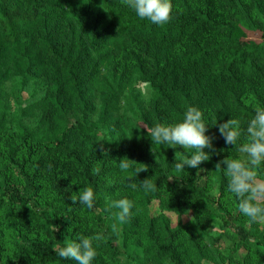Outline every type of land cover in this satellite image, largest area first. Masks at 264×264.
<instances>
[{
  "label": "trees",
  "instance_id": "1",
  "mask_svg": "<svg viewBox=\"0 0 264 264\" xmlns=\"http://www.w3.org/2000/svg\"><path fill=\"white\" fill-rule=\"evenodd\" d=\"M171 3L154 25L125 0H0V264H75L56 252L76 232L103 235L94 264H264V222L215 167L239 155L219 125L264 104V0ZM187 106L214 151L177 173L182 149L146 127ZM84 186L91 210L70 199ZM119 198L135 204L125 223L105 206Z\"/></svg>",
  "mask_w": 264,
  "mask_h": 264
},
{
  "label": "clouds",
  "instance_id": "2",
  "mask_svg": "<svg viewBox=\"0 0 264 264\" xmlns=\"http://www.w3.org/2000/svg\"><path fill=\"white\" fill-rule=\"evenodd\" d=\"M125 3L139 19L154 25L168 23L172 17L171 0H125ZM209 127L212 126L207 124L199 108L187 106L179 120L154 122L146 128L153 145L165 149H182L179 162L173 165L176 172L180 173L185 166L198 169L202 162L210 159V152L214 149L212 139L206 135ZM218 130L225 143L233 145L239 155L233 158L228 156L218 162L216 171L225 178L226 191L235 197L240 215L249 223L264 222V177L259 175L264 173V104L253 105L246 122L242 123L232 115L231 119L219 125ZM128 167L129 164L124 160L119 162L122 171ZM141 171L138 170L136 175ZM155 187L150 179H146L138 183L137 190L150 193L155 191ZM70 199L73 204L78 202V205L91 210L96 193L92 187L84 186L72 193ZM105 206L109 210H118L115 212L116 218L120 223H125L135 204L128 198H119L107 199ZM102 239L100 233L85 235L76 232L64 238L56 254L62 260L74 261L75 264H94L97 242Z\"/></svg>",
  "mask_w": 264,
  "mask_h": 264
},
{
  "label": "rangeland",
  "instance_id": "3",
  "mask_svg": "<svg viewBox=\"0 0 264 264\" xmlns=\"http://www.w3.org/2000/svg\"><path fill=\"white\" fill-rule=\"evenodd\" d=\"M140 89H141V92H143L144 95L146 96V95H147V92H146L145 88L142 86V87H140ZM24 97H25V99H27V96H26V95H25ZM45 195H46V193H45ZM151 211H152V213H153L154 215H157V214L159 213L158 205H157V204H154L153 207H152V209H151ZM170 218H171L173 224H176V222H177V218H176V216L171 215ZM215 231L218 232V230H216V229H215ZM133 252H135V253H137V254H141V250H140V249H136V248H134V247H131V248L129 249V251H128V254H132ZM204 264H211V263H209V262H205Z\"/></svg>",
  "mask_w": 264,
  "mask_h": 264
}]
</instances>
